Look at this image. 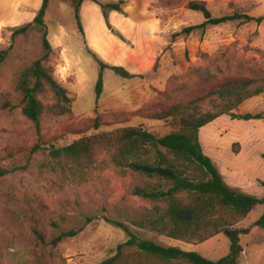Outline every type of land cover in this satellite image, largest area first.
Instances as JSON below:
<instances>
[{
    "label": "rangeland",
    "instance_id": "1",
    "mask_svg": "<svg viewBox=\"0 0 264 264\" xmlns=\"http://www.w3.org/2000/svg\"><path fill=\"white\" fill-rule=\"evenodd\" d=\"M5 1L0 0V18L5 14ZM60 1L50 0L46 23L51 28L61 22ZM190 1L161 0L163 37L157 65L151 72L134 73L138 76L133 78L106 69L98 100L97 58L103 59L87 51L75 10L68 2L63 11V24L70 28L68 37L57 39L48 33L54 48L48 64L73 98L72 114L55 116L46 112L40 134L22 111L14 78L20 64L43 54L41 35L29 29L12 42V32L33 22L35 16L0 28V50H9L0 62V150H29L40 135L39 142L43 143L38 150L3 161L10 169L0 178V264H97L115 255L131 232L140 239L194 251L213 261L229 253L230 238L225 232L190 243L151 226L150 220L158 215V209H165L166 202L161 195L144 197L136 190L164 192L171 185L169 181L117 165L111 150H99L95 165L81 167L56 157L50 149L51 145L63 146L81 136L124 126H142L164 136L175 127L169 120L152 118V114L203 94L205 87L221 81L264 77V19L258 21L264 17V0H206L214 16L246 13L253 19L209 24L185 34L184 28L205 20L202 12L188 7ZM41 98L45 103L53 101L51 95ZM202 109L218 107L208 103ZM119 112L123 115L116 117ZM232 112L261 113L262 118L245 120L233 118L231 113L219 116L200 129L203 150L227 184L264 197V91ZM99 113H111L113 117L98 130L78 132V128L90 126V118ZM150 160H155L154 153ZM180 196L186 198L187 193ZM263 213L264 204L260 203L236 224L250 228L241 234L244 250L238 264H264V228L255 225ZM81 226L76 236L55 242L63 231Z\"/></svg>",
    "mask_w": 264,
    "mask_h": 264
},
{
    "label": "trees",
    "instance_id": "2",
    "mask_svg": "<svg viewBox=\"0 0 264 264\" xmlns=\"http://www.w3.org/2000/svg\"><path fill=\"white\" fill-rule=\"evenodd\" d=\"M62 1L69 2L74 8L78 27L81 32H84L79 13L84 0ZM121 3L122 1L100 3L110 29H113V26L109 22V11H123ZM49 6L50 0H43L33 22L20 26L12 32V42L29 29H34L41 35L43 54L41 57L20 64L14 78V89L21 95L22 111L33 121L38 134L41 133L42 118L46 112L55 116L72 114L73 98L69 95L68 89L55 78L52 66L48 64L54 50L48 38L49 31L46 23ZM188 7L202 12L205 20L200 25L184 28L182 32L185 34H190L195 29L209 24L218 25L243 17L253 19L246 13L214 16L206 0L190 1ZM263 19L264 17H260L258 21ZM115 33L125 40L118 31ZM12 45L13 43L11 47ZM8 51V49L0 50V62L7 57ZM97 61L100 65L95 86L97 100L104 89L106 69H112L125 78L138 76L121 65L109 64L100 58H97ZM263 91L264 77L221 81L205 87L203 94L181 100L165 110L152 114V118L169 120L175 127L172 132L164 136H157L142 126H124L81 136L63 146H50L53 155L63 157L81 167L95 165L99 150H111L117 165L128 166L148 176H159L169 181L171 185L164 192L136 190L137 194L144 197L163 196L166 207L158 209V215L150 220V223L153 228L167 233L168 236L190 243L203 242L220 232H225L230 238L229 253L213 261L194 251L162 245L150 239H140L131 232L130 239L118 245L115 255L97 264H238L244 250L241 234L248 233L250 228H239L236 224L241 222L258 204H264V197L244 193L227 184L215 162L203 150L200 129L227 113H231L233 118L245 120L262 118L261 113L237 114L232 110L246 99ZM49 95L52 96L53 101L45 103L41 97ZM208 103L218 109L203 111L202 107ZM139 113L142 114L140 111ZM121 115L123 112L115 114L116 117ZM112 117L111 113H99L96 117L90 118V126L80 127L78 132L83 133L89 128L98 130L105 125L107 119ZM41 138L40 135L37 142L30 145L29 150L22 147L16 149L6 147L0 150V178L4 177L10 169L3 164L4 160L22 152L29 153L40 149L43 144L39 142ZM153 153L155 160L151 161ZM184 191L187 193L186 198L180 196ZM255 225L264 228V213ZM82 229L81 226L78 229L63 231L55 242L74 237ZM131 247L135 249L128 250Z\"/></svg>",
    "mask_w": 264,
    "mask_h": 264
},
{
    "label": "crops",
    "instance_id": "3",
    "mask_svg": "<svg viewBox=\"0 0 264 264\" xmlns=\"http://www.w3.org/2000/svg\"><path fill=\"white\" fill-rule=\"evenodd\" d=\"M120 1L123 11H109V22L113 26V29H110L100 3ZM160 2L161 0H84L79 11L84 32H79L83 40L87 41L84 44L87 51L98 53L109 64L121 65L132 73L151 72L162 53ZM42 3L43 0H6L3 10L5 14L0 18V28L32 19L36 16L35 9L41 7ZM67 5L68 2L60 1L61 22L58 26L51 28L48 24L49 35L54 38L68 37L70 28L63 24V11ZM116 31L127 41L121 39Z\"/></svg>",
    "mask_w": 264,
    "mask_h": 264
}]
</instances>
